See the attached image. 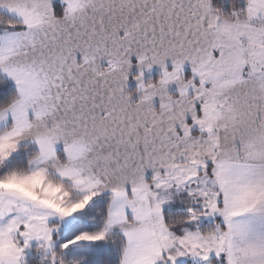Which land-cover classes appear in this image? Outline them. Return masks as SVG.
Wrapping results in <instances>:
<instances>
[{"label":"snow or ice","instance_id":"snow-or-ice-1","mask_svg":"<svg viewBox=\"0 0 264 264\" xmlns=\"http://www.w3.org/2000/svg\"><path fill=\"white\" fill-rule=\"evenodd\" d=\"M0 74V264H264V0H0Z\"/></svg>","mask_w":264,"mask_h":264},{"label":"trees","instance_id":"trees-1","mask_svg":"<svg viewBox=\"0 0 264 264\" xmlns=\"http://www.w3.org/2000/svg\"><path fill=\"white\" fill-rule=\"evenodd\" d=\"M54 3L59 5V1H55ZM157 77L158 74H154L152 77L145 78L144 81L147 82L149 79H154L155 81ZM134 88L135 87L132 86L128 88V90L131 91ZM13 93H14V83L9 78H6L5 74H0V102H6ZM162 212L166 218L168 216H173V217L182 216L186 214V205L181 201V199L176 198L162 205ZM216 219L219 220L220 218L216 217ZM211 222L212 221H201V222L199 221L198 223L203 228L211 224ZM101 255L103 257V253ZM110 258L113 260L115 259L114 253ZM157 264H160V262ZM176 264H203V263L186 259L182 262H177ZM208 264H217V257L212 256L208 260Z\"/></svg>","mask_w":264,"mask_h":264},{"label":"crops","instance_id":"crops-1","mask_svg":"<svg viewBox=\"0 0 264 264\" xmlns=\"http://www.w3.org/2000/svg\"><path fill=\"white\" fill-rule=\"evenodd\" d=\"M54 1H59L60 2V0H54ZM129 59L131 61V65H130V68H129V74L128 75L137 74V72L140 71V69H138V67H137L135 55L130 56ZM132 63H135V64L132 65ZM167 66H170V64H168ZM130 70H132V71H130ZM144 72L147 73V74H152V75L153 74H158V76H160L162 74L161 69H160V67L158 65H152L150 69H148V68L143 69V74H144ZM146 78H148V77H146ZM129 79L130 78L128 77V80ZM128 80L126 82L127 91H129L131 93L134 91L132 93V97L131 98L132 99H136V98H138V94L135 91V89L137 88V81L135 79H133V82L130 84V82ZM143 80H144V78H143ZM132 86L135 87V88L132 89L131 91L128 90V88H130ZM168 90H169V92H175V84L174 83L170 84ZM158 105H159V98L158 97H154L153 98V106L158 107ZM150 173H151V170H146V177H148L150 175ZM200 220H201V218H200ZM202 221H208V220H204L203 219ZM209 221H212V220H209ZM212 256H216V255H214V254L210 255L209 258H211ZM197 262H200V263H203V264H208V261H197ZM157 263H159V262H157Z\"/></svg>","mask_w":264,"mask_h":264},{"label":"rangeland","instance_id":"rangeland-1","mask_svg":"<svg viewBox=\"0 0 264 264\" xmlns=\"http://www.w3.org/2000/svg\"><path fill=\"white\" fill-rule=\"evenodd\" d=\"M55 2V1H54ZM135 63H132V65H134ZM185 74L187 75L189 72H190V68H189V66L186 64L185 65ZM130 71H132V70H130ZM134 71V70H133ZM136 71V70H135ZM148 71V70H147ZM136 74H131V75H128V77H130V79L128 80L129 82H130V84L133 82V77L135 76ZM154 75V74H153ZM152 74H147V73H145L144 72V74H143V78L145 79L146 77H151V76H153ZM159 77V76H158ZM151 80H153L154 81V79H151ZM134 84V83H133ZM134 92V91H133ZM132 92V93H133ZM151 174V173H150ZM212 220L213 218L212 217H201V220H200V222L202 221V220ZM215 255V253L213 252V253H210L209 254V256L210 255ZM186 259H189V260H192V261H201V260H199L198 258H196V259H193L192 257H178L177 258V261H176V263L177 262H182V261H184V260H186ZM208 259H210V258H208Z\"/></svg>","mask_w":264,"mask_h":264}]
</instances>
